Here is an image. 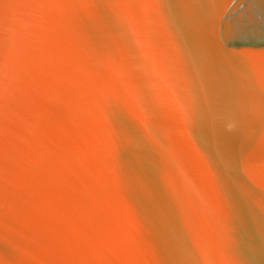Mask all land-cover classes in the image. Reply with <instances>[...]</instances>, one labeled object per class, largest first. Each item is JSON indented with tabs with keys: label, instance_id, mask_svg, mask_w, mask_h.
Returning a JSON list of instances; mask_svg holds the SVG:
<instances>
[{
	"label": "water",
	"instance_id": "95a60500",
	"mask_svg": "<svg viewBox=\"0 0 264 264\" xmlns=\"http://www.w3.org/2000/svg\"><path fill=\"white\" fill-rule=\"evenodd\" d=\"M0 264H264V0H0Z\"/></svg>",
	"mask_w": 264,
	"mask_h": 264
}]
</instances>
